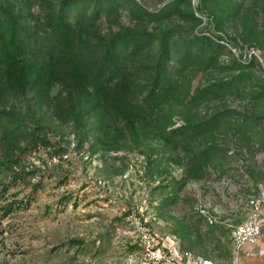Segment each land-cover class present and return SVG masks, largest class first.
Wrapping results in <instances>:
<instances>
[{
  "label": "rangeland",
  "instance_id": "374dc122",
  "mask_svg": "<svg viewBox=\"0 0 264 264\" xmlns=\"http://www.w3.org/2000/svg\"><path fill=\"white\" fill-rule=\"evenodd\" d=\"M0 1L35 59L67 0ZM174 1L116 0L94 16L69 13L86 53L127 31L156 35L148 55L121 63L139 83L149 81L160 37H169L170 94L148 128L129 131L104 116L99 130L84 94L59 113V83L41 99L28 86L27 96L0 102L33 132L13 148L0 140V264H142L131 216L182 251L230 264L232 234L250 221L251 201H259L261 233L239 262L246 247L264 260V0ZM185 46L201 54L179 58ZM218 83L228 85L208 88ZM185 125L201 131L176 148L162 140ZM192 154L198 165L189 174Z\"/></svg>",
  "mask_w": 264,
  "mask_h": 264
},
{
  "label": "trees",
  "instance_id": "16d2710c",
  "mask_svg": "<svg viewBox=\"0 0 264 264\" xmlns=\"http://www.w3.org/2000/svg\"><path fill=\"white\" fill-rule=\"evenodd\" d=\"M180 0L174 1L177 3ZM116 0H67L51 19L50 31L38 48V56L31 59L25 55V30L17 23L11 8L0 1V102L7 96H27L28 86H33L35 95L41 99L42 92L51 84L59 83L65 94L53 100V107L66 112L72 94H84L90 112L98 114V129L103 126L104 116L120 122L129 131L146 129L153 122L156 112L170 94V74L164 63L169 52L167 35L159 40V54L148 82L139 83L134 69L121 66L125 57L141 54L150 48L157 36L153 33L127 31L111 36L104 44L81 50L74 42L69 13L76 11L83 18L91 10L92 15L111 7ZM200 52L185 46L179 58L194 59ZM141 55H148L144 53ZM211 59H208L210 62ZM141 68V65L138 67ZM135 78V80H134ZM228 83H218L214 89L224 88ZM264 91V86L262 87ZM210 89H202L205 93ZM152 121V122H151ZM201 131V125H185L162 132V140L176 148ZM19 135L33 136L12 112L0 109V140L13 148ZM199 155L188 159V173L198 165Z\"/></svg>",
  "mask_w": 264,
  "mask_h": 264
},
{
  "label": "built area",
  "instance_id": "2783aa9c",
  "mask_svg": "<svg viewBox=\"0 0 264 264\" xmlns=\"http://www.w3.org/2000/svg\"><path fill=\"white\" fill-rule=\"evenodd\" d=\"M251 205L254 211L250 221L237 226L232 234L234 256L230 264H238L243 247L254 243L260 236L259 201H251ZM128 221L136 232V244L142 253V264H217L182 251L179 244L172 239L158 237L145 226L140 217L131 216Z\"/></svg>",
  "mask_w": 264,
  "mask_h": 264
},
{
  "label": "crops",
  "instance_id": "0c3cea01",
  "mask_svg": "<svg viewBox=\"0 0 264 264\" xmlns=\"http://www.w3.org/2000/svg\"><path fill=\"white\" fill-rule=\"evenodd\" d=\"M249 254L250 253H248V248L247 247L244 248L243 255L241 257L239 264H264L263 259L261 260L259 258L258 260V259H255V257L254 258H252V256L249 257Z\"/></svg>",
  "mask_w": 264,
  "mask_h": 264
}]
</instances>
